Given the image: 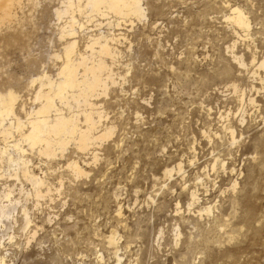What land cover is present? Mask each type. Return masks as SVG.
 I'll return each mask as SVG.
<instances>
[{
	"label": "rangeland",
	"instance_id": "1",
	"mask_svg": "<svg viewBox=\"0 0 264 264\" xmlns=\"http://www.w3.org/2000/svg\"><path fill=\"white\" fill-rule=\"evenodd\" d=\"M65 1L14 0L0 18V92L19 96L23 120L39 107L33 80L58 79L72 40L62 29L75 15L78 51L91 53L90 36L120 39L116 57H106L115 83L93 99L115 133L94 163L73 143L51 159L23 144L48 185L40 198L0 162V193L12 189L20 202L13 228H0V255L7 264H264V67L252 64L264 60V0H143L141 20L77 8L60 18ZM225 3L246 13L248 34L226 21ZM7 5L0 0V13ZM13 130L10 143L19 139ZM73 159L88 175L74 176ZM191 191L199 204L189 205Z\"/></svg>",
	"mask_w": 264,
	"mask_h": 264
},
{
	"label": "bare ground",
	"instance_id": "2",
	"mask_svg": "<svg viewBox=\"0 0 264 264\" xmlns=\"http://www.w3.org/2000/svg\"><path fill=\"white\" fill-rule=\"evenodd\" d=\"M6 2H8L7 6L10 8L9 11L4 9L5 12L0 13L1 19L8 18L14 6V0H6ZM64 3L65 7L57 10L60 18L65 14H69L71 10L75 8L79 11L89 10L91 13L98 12L101 13L102 16L108 15L106 12H111L116 16H121V18L127 17L141 20L146 17L143 0H67ZM225 4L229 11L225 17L226 21L233 25L236 30H241L242 33L245 32L248 34L250 30V20L246 13L235 5L229 3ZM74 16L75 15H72L70 17L69 23L62 29L61 37H71L72 40L68 41L64 47V56L66 60L58 73V79L54 80L47 73H44L43 76L33 80V83L37 80L41 81L40 88L36 92L34 99L35 102H40L39 107L27 112L26 119L23 120L16 111L19 96L13 90L5 93L0 92V136H2L1 139L6 142L4 147H0V162H7L11 170L14 171L15 176H22L28 180L33 186V193L36 198L44 196L42 188L47 185V182L42 177L38 176V174L36 175L31 169V165L33 164L31 160L25 158L27 150L23 147V144L29 146L31 150L36 149L40 155L51 159L57 156L58 151L65 152L69 144L73 143L80 152L86 154V152L92 151V163H94L98 160V153L96 152L97 147L111 138L115 133L114 126L105 125L106 127H102L105 114L99 109V106L93 99L98 97L100 93L107 94L110 83H115V77H113L114 73L107 63L106 57H111L112 60L116 57L117 51L112 43L120 39L115 34L105 35L101 33L90 36L86 50L91 51V53H82L77 49L78 40L75 39V37L78 32L74 24L78 21H76ZM83 24L79 25L81 29L84 28ZM102 24L103 23H100L99 25ZM109 25H111L110 22ZM76 27H78V25ZM123 38H121V40ZM235 55L233 56L234 60L241 66L248 65L243 58H239L237 57L238 55ZM256 60L257 59L254 58L252 64L259 69L263 68L264 60L255 64ZM56 99H59L70 108H75V106L79 108L83 106L82 108L84 109H81L83 110L82 113L66 114L63 112V109L56 105ZM22 109H24V107H22ZM13 129L19 132V139L10 140V143L8 139L13 137ZM233 129L231 128L230 132L235 139ZM12 149L17 152V156L11 153ZM92 163L90 161L88 164ZM68 167L75 177L88 175V172L74 159L69 162ZM174 170L175 168L166 169L164 175L171 177ZM178 171H183L181 163L178 164ZM12 193V189H7L0 193V228L3 229V231L13 228L12 224L15 220L14 212L17 210L20 203L19 200L12 197L14 195H12ZM190 195L191 203L189 205H195L199 202V195H197L196 192L191 191ZM4 199L7 203H3ZM200 206L201 207L198 208L199 213L212 212L210 205ZM23 212L25 214V226L28 227L32 221L30 220V214L25 206L23 207ZM118 212L120 215L121 208L118 209ZM115 231L116 230L108 236V242L111 246L117 244V234ZM36 234L37 231H33L31 239L35 238ZM12 238L13 237H10V240ZM2 240L3 238H0V245L3 244ZM0 264H7L5 257L2 255H0Z\"/></svg>",
	"mask_w": 264,
	"mask_h": 264
}]
</instances>
